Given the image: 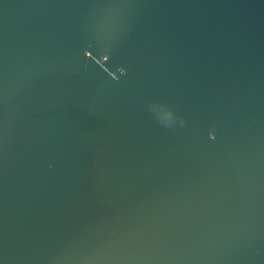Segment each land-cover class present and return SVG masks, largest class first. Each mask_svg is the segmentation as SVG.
<instances>
[{
	"label": "water",
	"instance_id": "water-1",
	"mask_svg": "<svg viewBox=\"0 0 264 264\" xmlns=\"http://www.w3.org/2000/svg\"><path fill=\"white\" fill-rule=\"evenodd\" d=\"M0 259L264 264V0H0Z\"/></svg>",
	"mask_w": 264,
	"mask_h": 264
},
{
	"label": "snow or ice",
	"instance_id": "snow-or-ice-1",
	"mask_svg": "<svg viewBox=\"0 0 264 264\" xmlns=\"http://www.w3.org/2000/svg\"><path fill=\"white\" fill-rule=\"evenodd\" d=\"M89 57L92 56L91 52L87 53ZM154 107H156L158 110H164L165 112H167L169 115L175 113L177 110L175 108V106L173 104H171L168 100L166 99H160L158 100L155 104ZM215 128V126H213ZM216 129V128H215ZM218 139V135L213 138V142H215ZM0 264H4L3 259H0Z\"/></svg>",
	"mask_w": 264,
	"mask_h": 264
}]
</instances>
